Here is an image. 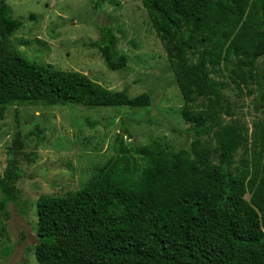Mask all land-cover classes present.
<instances>
[{
  "label": "trees",
  "instance_id": "1",
  "mask_svg": "<svg viewBox=\"0 0 264 264\" xmlns=\"http://www.w3.org/2000/svg\"><path fill=\"white\" fill-rule=\"evenodd\" d=\"M93 2L97 7L103 4V0ZM142 3L183 96L182 116L195 135L191 149L136 146L138 158H134L124 142L128 131L123 126L114 144L115 155L95 167L81 189L39 197L37 261L264 264V131L253 142L260 161L251 165L242 157L237 162L239 150L248 152L249 136L233 121L220 123L217 108L232 115L233 101L224 82L216 78L227 72L239 90L253 80L256 107H264V0ZM22 26L23 21L0 0V119L13 102L150 106L148 93L131 97L80 71L26 60L11 39ZM90 46L99 49L109 69H127L129 58L118 50L111 25L101 26L99 39ZM202 100L211 103L199 109ZM22 138L17 131L0 179L1 229L8 204L19 203L21 161L38 158L35 151L24 150Z\"/></svg>",
  "mask_w": 264,
  "mask_h": 264
},
{
  "label": "rangeland",
  "instance_id": "2",
  "mask_svg": "<svg viewBox=\"0 0 264 264\" xmlns=\"http://www.w3.org/2000/svg\"><path fill=\"white\" fill-rule=\"evenodd\" d=\"M5 2L11 15L23 21L11 39L26 60L80 71L108 89L127 91L131 97L142 93L151 96L150 106L140 108L29 102L8 105L5 117L0 119V179L17 131L22 134L24 150L35 151L38 158H25L20 163L24 176L17 182L19 203L10 202L3 212L0 264H40L34 251L39 197L81 189L93 169L115 155L114 144L123 126L128 131L124 142L134 158H138L136 146L190 150L195 135L182 116L183 96L142 0H103L99 7L93 0ZM103 25L114 28L118 50L129 58L127 69H109L99 49L90 46L99 39ZM216 78L224 82L233 101L232 115L217 108L220 123L233 121L247 129L249 136L248 152L239 150L236 161L245 157L254 165L260 158L253 142L264 131V107H256V84L249 81L239 90L227 72ZM210 103L202 100L198 108ZM203 141L215 147L208 138L203 137Z\"/></svg>",
  "mask_w": 264,
  "mask_h": 264
}]
</instances>
